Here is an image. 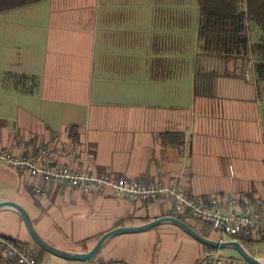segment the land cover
<instances>
[{"label": "crops", "instance_id": "crops-1", "mask_svg": "<svg viewBox=\"0 0 264 264\" xmlns=\"http://www.w3.org/2000/svg\"><path fill=\"white\" fill-rule=\"evenodd\" d=\"M132 1L43 0L34 4H46L42 19L2 21L0 149L20 155L69 141L80 156L76 166L97 175L157 181L206 203L217 198L225 209L235 196L263 214L264 108L254 74L244 78L239 59L202 52L198 0L197 7ZM40 182L0 164V203L27 209L40 235L69 253L89 252L114 229L175 214L166 200L62 186H47L43 196L35 191ZM186 223L219 239L199 220ZM25 224L17 211L0 210V236L23 244L38 264H199L206 250L163 224L111 238L93 260L68 261L36 244ZM258 229L261 236L226 241H240L264 261ZM0 264L16 263L0 251Z\"/></svg>", "mask_w": 264, "mask_h": 264}, {"label": "built area", "instance_id": "built-area-1", "mask_svg": "<svg viewBox=\"0 0 264 264\" xmlns=\"http://www.w3.org/2000/svg\"><path fill=\"white\" fill-rule=\"evenodd\" d=\"M253 69V61L248 62L244 71L247 79L252 77ZM79 158L74 145L63 140L48 146H38L27 154L15 155L0 149V164L42 181L35 185V191L39 195L44 196L47 186H62L82 190L87 194H110L117 199L137 202L166 200L176 215H189L190 218L212 226L219 234L217 241H226V238L240 233L246 236H261L263 233H260L258 228L261 225L264 229V212L252 213L238 197H230L226 204L228 208L225 209L217 198L212 199L211 203H206L196 197L186 196L178 187L167 186L157 181L144 182L137 178L116 177L108 172L97 175L90 166L84 168L76 166ZM241 205L244 206L242 214L235 211ZM0 251L16 264H38L32 252L16 240L0 236ZM200 264L249 263L242 257H228L223 250L206 247Z\"/></svg>", "mask_w": 264, "mask_h": 264}, {"label": "trees", "instance_id": "trees-1", "mask_svg": "<svg viewBox=\"0 0 264 264\" xmlns=\"http://www.w3.org/2000/svg\"><path fill=\"white\" fill-rule=\"evenodd\" d=\"M41 1L43 0H0V13ZM198 2L201 17L199 40L202 52L226 60L229 58L242 60L244 70L248 62L253 61L258 97L264 108V0H198ZM251 27L260 30L259 37L254 43L250 37ZM244 70L243 77L246 78ZM170 216L178 217L185 222L189 217L176 214ZM204 226L212 228L207 224ZM202 236L209 238L206 234Z\"/></svg>", "mask_w": 264, "mask_h": 264}, {"label": "water", "instance_id": "water-1", "mask_svg": "<svg viewBox=\"0 0 264 264\" xmlns=\"http://www.w3.org/2000/svg\"><path fill=\"white\" fill-rule=\"evenodd\" d=\"M240 70L242 72L243 69V62L240 60ZM5 208H10L19 213V215L22 217L24 223H26V227L34 240L36 244H38L42 249L47 251L48 253L59 257L61 259H65L68 261H78V262H84L87 260H93L97 257L99 252L102 250L104 245L107 243L108 240L115 236L119 235H125V234H135V233H141L145 231H149L152 229H155L158 226H161L163 224H172L177 226L178 228L182 229L186 234L191 236L193 239L204 245L205 247L208 248H213V249H226V248H232L236 250L239 255L247 260L248 263L250 264H264V261H261L254 257L246 248L245 246L240 243V241L237 240H228V241H217L213 240L207 237L202 236L200 233H198L193 227H191L188 223L183 221L182 219L175 217V216H166L159 218L155 221H152L150 223L141 225V226H135V227H120L117 229H114L106 234H104L95 247L90 250L89 252H84V253H72L68 251L61 250L59 248H55L51 243L46 241L38 232L33 219L31 218L30 214L28 213L27 209L22 207L21 205L12 202V201H5L0 203V210L5 209Z\"/></svg>", "mask_w": 264, "mask_h": 264}, {"label": "rangeland", "instance_id": "rangeland-1", "mask_svg": "<svg viewBox=\"0 0 264 264\" xmlns=\"http://www.w3.org/2000/svg\"><path fill=\"white\" fill-rule=\"evenodd\" d=\"M134 1H140L141 3H157V1H153V0H133L132 2ZM184 2H186L188 5H194V6H198V3H197V0H184ZM185 4V3H184ZM46 4H40V5H33V6H29V7H25L23 9H20L19 11H15V12H12L10 14L7 13V15H4V14H1L0 15V37H1V34H4V30L6 28L5 24L2 22L4 19L7 18L8 19H17V20H31L33 19L34 21L37 20V19H42L44 16H45V13H46ZM36 23V22H35ZM9 28V27H7ZM258 31V32H257ZM259 28H253L251 27V34H250V37H251V40L252 42L254 43L258 37H259ZM259 248H264V246L262 244H259L258 245ZM223 253L228 256V257H235V258H238L239 257V253L232 249V248H226V249H223Z\"/></svg>", "mask_w": 264, "mask_h": 264}]
</instances>
